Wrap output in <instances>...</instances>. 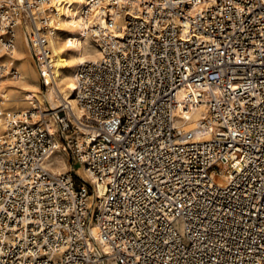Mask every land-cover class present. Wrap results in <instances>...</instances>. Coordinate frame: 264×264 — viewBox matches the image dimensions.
Segmentation results:
<instances>
[{"label":"built area","instance_id":"2783aa9c","mask_svg":"<svg viewBox=\"0 0 264 264\" xmlns=\"http://www.w3.org/2000/svg\"><path fill=\"white\" fill-rule=\"evenodd\" d=\"M90 3L81 117L0 107V264H264V0ZM52 4L0 0V79L27 25L51 84Z\"/></svg>","mask_w":264,"mask_h":264},{"label":"bare ground","instance_id":"6f19581e","mask_svg":"<svg viewBox=\"0 0 264 264\" xmlns=\"http://www.w3.org/2000/svg\"><path fill=\"white\" fill-rule=\"evenodd\" d=\"M91 0H52V6L57 11L58 29L55 37L50 41L55 55L54 79L46 91L39 88L38 80L41 69L35 62L34 51L29 38V27L22 25L16 33V45L11 59L17 61V76L15 80L0 82V107H14L22 113L33 107H38L47 113L51 129H56L54 119L57 117L56 109L62 101H68L77 117L82 112L75 104L74 72L78 63L86 59L98 57V51L87 34L88 22L81 14L83 6L91 5ZM93 3L95 0H92ZM30 46V48H29ZM34 62V64H33ZM185 90L179 91L183 97ZM12 110V109H11ZM16 110V109H15ZM49 168L56 172L67 171L70 167L68 161L58 150L48 161ZM77 173L82 175L81 167L77 166ZM93 193L89 195V206L96 202V196L101 194L103 187L99 183L93 186ZM88 235L98 245V229L95 224H89ZM106 249L105 244H101Z\"/></svg>","mask_w":264,"mask_h":264},{"label":"rangeland","instance_id":"374dc122","mask_svg":"<svg viewBox=\"0 0 264 264\" xmlns=\"http://www.w3.org/2000/svg\"><path fill=\"white\" fill-rule=\"evenodd\" d=\"M61 31V30H60ZM29 48H30V46H29ZM14 63H15V66H16V63H17V61L15 60L14 61ZM33 64H34V62H33ZM16 69H17V67H16ZM3 80H6V79H0V82L1 81H3ZM8 81L9 80H15V79H10V78H8L7 79ZM38 85H39V88H40V90H42V91H46L47 90V87H44L42 84H41V82H40V79L38 80ZM4 108H7L8 110H10V111H14V112H21L19 109L17 110V108H15L14 109V107H8V106H5ZM12 109V110H11ZM61 154L63 155V157L68 161V163L70 164V160L68 159V157L66 156V154H64L63 152H61ZM79 167H81L80 165H78ZM76 169H77V167H76ZM81 169H82V167H81ZM83 171V170H82Z\"/></svg>","mask_w":264,"mask_h":264}]
</instances>
